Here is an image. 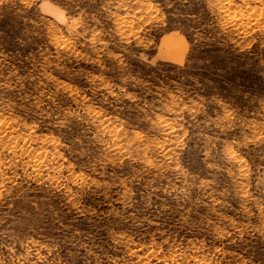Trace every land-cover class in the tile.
I'll return each mask as SVG.
<instances>
[{
    "label": "rangeland",
    "instance_id": "1",
    "mask_svg": "<svg viewBox=\"0 0 264 264\" xmlns=\"http://www.w3.org/2000/svg\"><path fill=\"white\" fill-rule=\"evenodd\" d=\"M0 264H264V0H0Z\"/></svg>",
    "mask_w": 264,
    "mask_h": 264
}]
</instances>
